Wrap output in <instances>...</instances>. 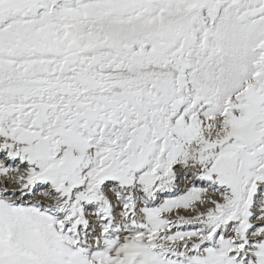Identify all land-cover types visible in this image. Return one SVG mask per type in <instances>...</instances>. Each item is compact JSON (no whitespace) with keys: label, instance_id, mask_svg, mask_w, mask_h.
<instances>
[{"label":"snow or ice","instance_id":"snow-or-ice-1","mask_svg":"<svg viewBox=\"0 0 264 264\" xmlns=\"http://www.w3.org/2000/svg\"><path fill=\"white\" fill-rule=\"evenodd\" d=\"M0 264H264V0H0Z\"/></svg>","mask_w":264,"mask_h":264}]
</instances>
